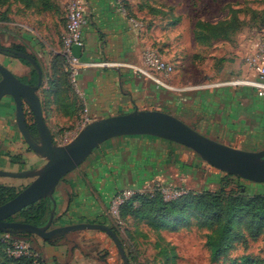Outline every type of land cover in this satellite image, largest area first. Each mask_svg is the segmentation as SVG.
I'll list each match as a JSON object with an SVG mask.
<instances>
[{"label": "rangeland", "instance_id": "1", "mask_svg": "<svg viewBox=\"0 0 264 264\" xmlns=\"http://www.w3.org/2000/svg\"><path fill=\"white\" fill-rule=\"evenodd\" d=\"M71 1L50 0L49 7L45 8L41 0H0V47H21L39 62L43 83L38 96L44 102L45 121L53 134L76 130L85 114L82 95L71 84L66 71L62 45ZM123 1L127 3L128 0ZM133 2L140 10L134 17L143 25L142 56L147 48L154 49L175 69L170 77L165 78L172 90L157 87L148 80L152 86L142 91L141 108L144 110L141 111L171 114L205 137L243 151L264 150L263 97L251 87L231 85L234 81L248 79L244 58L255 48L264 29V0ZM122 6L125 7L123 2ZM0 64L19 77L29 78L34 70L22 60L4 57L1 53ZM175 87L180 91L173 90ZM3 99L0 170H39L46 161L29 147L17 129L13 98L6 96ZM70 105H74L77 119L69 120L64 116ZM132 137H146L154 142L136 149L118 146L123 144L125 137L105 142L79 168L62 179L59 192H62L63 185L78 179L95 198H99L100 189L110 201L120 193L133 191L137 195L155 189H159L167 200H172L175 190L186 194L188 191L217 192L225 186L227 190L243 186L251 196L264 194V183L228 176L205 163L191 149L155 137ZM115 145L118 148L111 149ZM125 171L128 173L124 174ZM99 177L106 180H100L101 183L95 186L93 180ZM33 180L0 176V185L21 192ZM112 181L116 183L111 184ZM66 214L67 211L55 212L51 229L72 225H59L60 217ZM107 218L110 227L133 223L131 220L118 223L110 214ZM107 222L87 223L107 225ZM141 226V239L137 237L141 240V248L129 244L128 251L125 250L135 258L136 264H230L242 257L264 264V236L245 234L226 256L212 262L206 244L209 231L195 218L176 230L169 228L157 232L145 222H141Z\"/></svg>", "mask_w": 264, "mask_h": 264}, {"label": "water", "instance_id": "2", "mask_svg": "<svg viewBox=\"0 0 264 264\" xmlns=\"http://www.w3.org/2000/svg\"><path fill=\"white\" fill-rule=\"evenodd\" d=\"M83 48L73 47L74 56L81 58ZM0 53H9L13 57L28 62L38 73L35 86L22 83L7 67L0 64V103L10 96L16 103V125L24 141L46 163L38 169L10 172L0 170V176L11 178H29L33 182L15 198L0 206V232L9 234H30L44 241H53L71 233L81 231H101L115 243L124 264H131L119 236L113 229L100 223H78L52 228L57 203L55 191L62 179L79 168L105 142L129 136H150L173 142L193 150L205 163L228 175L253 183H264V150L258 152L243 151L211 140L179 118L161 111H133L131 113L98 119L82 129L76 138L66 146L53 142L52 133L43 115L38 92L43 83L42 68L32 55L0 47ZM25 100L34 114L40 143L33 140L22 107ZM49 198L53 209L48 223L38 227L33 224L9 221L26 207Z\"/></svg>", "mask_w": 264, "mask_h": 264}, {"label": "crops", "instance_id": "3", "mask_svg": "<svg viewBox=\"0 0 264 264\" xmlns=\"http://www.w3.org/2000/svg\"><path fill=\"white\" fill-rule=\"evenodd\" d=\"M79 1L89 21L83 34L84 47L81 61L85 66L79 77L81 99L88 111V117L95 121L144 110L141 108V99H144L142 91L151 88L148 86H152V83L131 68L142 65L143 43L141 45V42L144 41L141 40V30H135L128 18L119 10L123 0ZM133 1L128 0L127 7L137 15L138 11L140 12L139 6ZM247 78L253 79L255 74L248 70ZM173 90L180 91L177 87ZM64 116L69 120L77 119L74 105L66 109ZM145 138L125 137L123 144L120 143L118 146L125 148L132 146L136 149L154 142ZM118 146H112L111 149L114 150V147L118 148ZM127 173L124 172V174ZM100 180L106 179L96 178L93 180L94 185L98 186V183H101ZM81 181L78 179L74 182L69 181L63 185L62 192H59V186L63 184V181L57 187L54 194L57 203L56 213L67 211V216L60 217L59 225L99 220H108V225L107 217L111 201L100 193V189L99 198H95ZM114 183L116 182H111V184ZM112 189L114 190V187ZM124 223L122 222L123 225ZM124 226L119 229L123 234L121 237L126 247L134 244V247L141 248V240H137V237L141 239V224L133 222ZM30 243L44 264H123L115 243L101 231L75 232L53 242H47L35 236ZM126 251H128L127 248Z\"/></svg>", "mask_w": 264, "mask_h": 264}, {"label": "trees", "instance_id": "4", "mask_svg": "<svg viewBox=\"0 0 264 264\" xmlns=\"http://www.w3.org/2000/svg\"><path fill=\"white\" fill-rule=\"evenodd\" d=\"M41 1L44 3L45 8L49 7L50 0ZM123 5L128 14L134 17V13L129 10L127 3L123 1ZM15 48L25 52V49L21 47ZM23 62L30 65L26 61ZM32 75L33 82L36 83L38 73L35 69L32 71ZM28 122H33L34 126L32 117L29 118ZM19 193L14 187L0 185V206L15 198ZM52 209V200L49 198L42 199L26 207L10 218L9 221H15L16 218H20L22 222L42 227L49 221ZM120 218L125 223L130 220L138 224L145 222L157 232L169 228L176 230L181 224H186L192 218H195L202 227L208 229L209 234L206 244L210 252L211 261L217 262L226 256L234 244L245 237V234H249L252 237L264 236V194L251 196L247 195L243 186L230 190H227L225 186L217 192L204 191L197 193L188 191L187 194L181 195L176 199L166 200L163 193L159 189H155L151 192L137 194L122 205L120 207ZM111 228L119 236L126 250V244L121 237L119 227L115 225L111 226ZM11 235L26 241L30 245L32 254L37 255L30 243L34 235ZM6 248L7 244L0 240V264H34L36 258L33 256L8 257ZM127 255L131 264H136L135 258L130 253ZM37 259L41 264H44L40 256ZM230 264L259 263L250 257H242L239 260L232 261Z\"/></svg>", "mask_w": 264, "mask_h": 264}, {"label": "built area", "instance_id": "5", "mask_svg": "<svg viewBox=\"0 0 264 264\" xmlns=\"http://www.w3.org/2000/svg\"><path fill=\"white\" fill-rule=\"evenodd\" d=\"M129 20L131 26L135 30H141L143 25L141 21L137 20L128 14L125 7L119 8ZM88 17L84 10L82 3L79 0H72L68 6V16L65 34L62 37L63 53L66 57V71L69 74L71 84L80 93L79 77L84 69V64L81 58L74 56L73 47H84V29L88 25ZM247 69L255 74L253 79H242L234 81L231 85L247 86L255 89L259 96L264 98V29L258 38L255 48L247 57L244 58ZM132 70L147 80L154 82L157 87H163L171 89L167 85L165 78L171 76L174 73V66L169 63L163 56L156 50L147 48L142 56V66H132ZM160 74V76L157 75ZM87 109L81 120L80 125L74 131H59L58 134H53V142L58 146H66L70 144L79 132L84 129L92 120L87 115ZM166 193V191H163ZM183 191H174L172 199H176L181 195H184ZM135 196V192H124L117 195L112 201L109 209V214L115 217L116 222L121 223L120 207L127 203ZM166 199V198H165ZM167 200V199H166ZM0 240L7 244L6 254L10 258H20L24 256L35 257L34 264H41L37 259V255H33L30 250V245L16 237H13L9 233H1Z\"/></svg>", "mask_w": 264, "mask_h": 264}, {"label": "flooded vegetation", "instance_id": "6", "mask_svg": "<svg viewBox=\"0 0 264 264\" xmlns=\"http://www.w3.org/2000/svg\"><path fill=\"white\" fill-rule=\"evenodd\" d=\"M12 50H15V51H17V52H22V51H20V50H18V49H16V48H12ZM1 55H3L4 57H12V58H15V57H13V55H11V54H9V53H1ZM22 83H24V84H26V85H31V86H35L36 84H37V82H38V79H37V82L36 83H34L33 82V75H32V71H31V75H30V77L29 78H25V77H19V76H17L16 74H14ZM0 80H1V76H0ZM13 100V105H14V116H15V120H16V103H15V101H14V99H12ZM3 101H4V99H2V101H1V103H0V109H1V107H2V104H4L3 103ZM40 101H41V105H42V110H43V115H44V117H45V109H44V103H43V100L42 99H40ZM22 107H23V112H24V116H25V121H26V124H27V127H28V129H29V131L31 132V134H32V136H33V140L36 142V143H40V139L38 138V132H37V128H36V124H35V119H34V114H33V112L31 111V108L29 107V105H28V103L25 101V100H22ZM33 118V120H34V126L30 123V122H28V120L27 119H29V118ZM17 127V126H16ZM50 128V127H49ZM18 129V128H17ZM51 130V129H50ZM51 133H52V138H53V132L51 131Z\"/></svg>", "mask_w": 264, "mask_h": 264}]
</instances>
